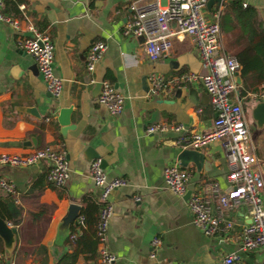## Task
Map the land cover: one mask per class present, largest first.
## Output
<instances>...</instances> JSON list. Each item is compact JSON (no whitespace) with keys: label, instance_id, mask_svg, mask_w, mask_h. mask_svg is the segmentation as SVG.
Returning <instances> with one entry per match:
<instances>
[{"label":"crops","instance_id":"1","mask_svg":"<svg viewBox=\"0 0 264 264\" xmlns=\"http://www.w3.org/2000/svg\"><path fill=\"white\" fill-rule=\"evenodd\" d=\"M130 1L26 0L25 4H17L19 15L23 11L29 17L28 22H19V30L0 21V153L21 154L50 145L64 150L68 167V177L60 187L46 181L45 162L0 167V177L11 182L16 191L14 200L0 190V200L9 197L21 207L22 234L27 230L24 224L29 212L37 211L39 204L53 205L45 213L48 220L39 239L44 250L29 240L33 234L30 231L22 239V251L15 257L14 264H54L65 251L72 249L64 242L69 234L61 242H55L56 227L69 203L77 204L80 209L88 202L98 203L99 190L88 175V163L94 159L90 158L88 148L105 162L103 169L108 178L126 180L124 186L112 190L108 196L112 214L105 246L115 254L113 264H218L229 252H235L243 264H260L259 250L238 249L237 234L227 238L201 234L191 223L186 198L164 188L162 169L174 162L180 166L177 157L182 146L174 132L147 134L145 126L156 121L180 122L187 128L186 134L203 132L210 127L214 112L200 80L177 92L173 87L170 93L147 94L149 73H158L170 80L183 73L201 75L205 68L187 36L173 39L166 54L154 62L148 61L142 38L121 33L129 17ZM226 1L213 4L209 10L205 8V15L209 17L216 6L221 7ZM240 1L253 6L264 19V0ZM3 11L7 13L4 4ZM28 24L46 31L53 43L52 71L62 79L57 97L46 91L31 56L15 44L16 34H30ZM220 33L221 45L227 54L244 44L238 28ZM94 40L104 42L106 49L88 72L85 54ZM103 79L123 96L122 110L116 116L108 114L96 101L100 89L97 83ZM240 86L241 78L237 91ZM248 86L242 94L237 93L243 111L248 114L245 121L249 147L263 177L264 192V127L258 129L250 115L254 104L262 101L250 94L264 89L260 81L248 79ZM61 107L71 108L69 124L72 127L63 135L55 119ZM220 144L213 141L196 150L201 155L197 166L191 161L180 166L189 173L187 188H205L206 184L214 183L219 190L226 189L228 166ZM205 193H210L208 188ZM245 209L229 212V217L245 222ZM79 234L80 230L74 235ZM20 237L16 230L15 245ZM152 238L160 241L154 257L149 256ZM0 255L3 264L12 258V252L9 259L4 252ZM84 256L78 254L73 264L95 262L96 254L93 259Z\"/></svg>","mask_w":264,"mask_h":264},{"label":"built area","instance_id":"2","mask_svg":"<svg viewBox=\"0 0 264 264\" xmlns=\"http://www.w3.org/2000/svg\"><path fill=\"white\" fill-rule=\"evenodd\" d=\"M207 0H131L129 17L123 23L121 33L135 38H142V46L148 61L154 62L166 54L173 39L180 40L187 36L191 39L205 72L201 75L183 73L170 80L161 74L149 73L147 76V94L171 92V89L186 88L191 82L200 80L208 96L214 117L210 127L203 132H189L184 124L151 122L144 128L145 133L174 132L182 148L198 150L213 141H220V147L228 166L226 189L219 190L214 183L205 188L189 189L185 199L191 215V223L204 236L219 235L223 238L237 234L238 249L242 251L259 250L260 264H264V192L263 177L256 165V158L249 147V133L244 111L237 93L235 73L238 70L236 59L227 54L221 45L218 17L220 7L205 15ZM245 6V3H242ZM22 9V6H20ZM28 15L21 12L20 17H13L3 11L0 0V21L19 30V22H28ZM171 23V24H170ZM28 36L16 34L15 44L31 56L37 73L46 91L57 97L62 88V79L52 71L54 50L53 43L46 31L27 25ZM106 45L101 40L92 41L85 54V69L90 72L99 62ZM96 96L111 116L118 115L123 107V96L110 82L101 80ZM252 98L264 100V90L250 94ZM38 162H45V179L55 187L64 184L68 177L65 152L50 145L32 148L26 153H0V167H24ZM88 175L98 192V210L94 224L97 241L96 259L93 264H113L115 254L105 246V238L112 204L109 193L126 184L122 177L108 178L100 165V159H91L88 163ZM164 188L177 196H183L187 187L189 173L176 162L167 164L162 169ZM208 188L210 193L206 194ZM0 190L12 196L16 195L13 184L0 177ZM14 200H16L14 198ZM245 207V222H236L229 217V212ZM82 224V216L76 217ZM8 226H10L8 224ZM236 229V230H235ZM230 234V235H229ZM73 236V235H72ZM159 239L150 241V257H154L159 246ZM0 264L1 255H0ZM218 264H243L235 252L224 254Z\"/></svg>","mask_w":264,"mask_h":264},{"label":"trees","instance_id":"3","mask_svg":"<svg viewBox=\"0 0 264 264\" xmlns=\"http://www.w3.org/2000/svg\"><path fill=\"white\" fill-rule=\"evenodd\" d=\"M18 3L25 4L26 0H3L4 10L11 16L17 17L20 13L17 9ZM218 22L221 32L238 28L244 39V44L231 54L238 63L237 73L241 78V86L237 92L242 94L244 89L249 87L248 79L260 81L264 89V19L253 6L247 4L242 6L240 0H227L221 3ZM105 77H108V74ZM52 207L53 205L39 204L37 211L29 212V218L24 224V228L27 230L22 234V231H20L21 207L9 197L0 200V217L17 230L19 237L21 236L20 240L17 238L9 262L14 264L15 257L20 250L22 251V239L24 240V237L26 238L30 231L33 234L29 237V240L35 241L38 243L39 248L44 250V247L39 244V239L48 220L45 213ZM97 210L98 203L92 202L86 203V206L79 210L78 215L82 216V224L78 222L71 224L69 236L64 240L65 245L72 249L69 252L65 251L54 264H73L80 253L86 255L84 256L85 259L95 258L97 241L94 234V224ZM94 212H96V215H93ZM78 230H80V234L74 235ZM0 252H3L1 241Z\"/></svg>","mask_w":264,"mask_h":264},{"label":"water","instance_id":"4","mask_svg":"<svg viewBox=\"0 0 264 264\" xmlns=\"http://www.w3.org/2000/svg\"><path fill=\"white\" fill-rule=\"evenodd\" d=\"M221 0H207L206 1V9L209 10V8L213 4H220ZM15 69V67H13ZM235 83L238 85L240 83V77L238 73H235ZM101 83H97V87L100 88ZM178 89L176 90V92ZM30 112L33 113V109H28ZM71 108L70 107H61L58 110V113L56 115V121L60 128V133L63 135L65 130L72 127L71 124H69V114H70ZM34 114V113H33ZM250 115L253 119V121L256 124V127L258 129H261L264 127V100L258 101L254 104V106L250 110ZM89 154L91 155L90 158H97L98 155L94 152H91L90 148L87 149ZM200 153L194 149H188V148H182L178 155V160L180 166H185L188 161H191L195 166H197L198 161L200 160ZM100 165L102 168L105 167V162L101 159ZM189 194V188L186 189L184 193V198H187ZM79 206L75 203H69L67 205V208L64 212V214L61 216V218L58 221L57 227H56V237L55 242L59 243L61 242L62 238H66L69 234V227L71 224L76 223V217L79 214ZM15 233L16 229L12 226H8V224L0 217V241L2 243L3 252L7 259L10 257V253L13 250V247L15 245ZM6 264H10L7 262Z\"/></svg>","mask_w":264,"mask_h":264},{"label":"rangeland","instance_id":"5","mask_svg":"<svg viewBox=\"0 0 264 264\" xmlns=\"http://www.w3.org/2000/svg\"><path fill=\"white\" fill-rule=\"evenodd\" d=\"M242 103L244 104V101ZM244 114H245V118L247 119L248 118V114H247L246 110L244 111Z\"/></svg>","mask_w":264,"mask_h":264}]
</instances>
